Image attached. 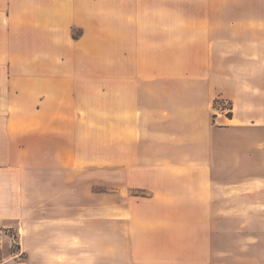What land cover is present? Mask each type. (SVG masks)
I'll return each instance as SVG.
<instances>
[{
	"label": "crops",
	"instance_id": "crops-1",
	"mask_svg": "<svg viewBox=\"0 0 264 264\" xmlns=\"http://www.w3.org/2000/svg\"><path fill=\"white\" fill-rule=\"evenodd\" d=\"M210 1L0 0V264H232L264 23L216 37Z\"/></svg>",
	"mask_w": 264,
	"mask_h": 264
},
{
	"label": "rangeland",
	"instance_id": "rangeland-1",
	"mask_svg": "<svg viewBox=\"0 0 264 264\" xmlns=\"http://www.w3.org/2000/svg\"><path fill=\"white\" fill-rule=\"evenodd\" d=\"M210 4L212 11L208 16L210 21L215 23L216 37L232 38V21L247 20L253 23H264V0H211ZM251 34H253L251 37L254 42V60L252 73L247 75L246 79L247 84L254 87L255 93L253 94L257 95L259 94L257 90H264V29L261 34L259 29L253 28ZM223 43L230 44L226 41ZM242 54L243 52L240 56ZM258 56L262 57V72L256 67L259 63ZM238 62L244 66V62ZM253 101L255 102L256 99ZM229 107L230 103L223 100H218L216 104L217 109L223 108V113H226ZM255 146L253 145L251 167L249 165L245 171L232 172L231 175L222 178L232 180V184L239 185L232 189L231 194L221 195L218 207L221 208L222 214H226V218L222 215V220L216 226L218 230L232 234L231 239L229 236L220 239L225 244L232 242V264H264V191L255 190L254 187L248 185L250 182L257 184L264 179V159L262 160L260 151H256ZM236 164L237 162L232 163L233 166ZM93 191H105V189L97 187Z\"/></svg>",
	"mask_w": 264,
	"mask_h": 264
},
{
	"label": "trees",
	"instance_id": "trees-1",
	"mask_svg": "<svg viewBox=\"0 0 264 264\" xmlns=\"http://www.w3.org/2000/svg\"><path fill=\"white\" fill-rule=\"evenodd\" d=\"M216 104H218V101H217V100L214 102V107H215V108H216ZM227 109H231V106H230L229 108H227ZM221 110H223V108H222ZM226 116H227L228 118H230V117H231V111L227 112Z\"/></svg>",
	"mask_w": 264,
	"mask_h": 264
}]
</instances>
